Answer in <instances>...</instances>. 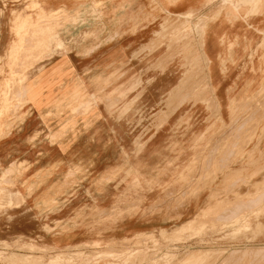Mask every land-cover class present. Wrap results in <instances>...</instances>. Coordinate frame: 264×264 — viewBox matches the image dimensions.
<instances>
[{
  "label": "rangeland",
  "instance_id": "374dc122",
  "mask_svg": "<svg viewBox=\"0 0 264 264\" xmlns=\"http://www.w3.org/2000/svg\"><path fill=\"white\" fill-rule=\"evenodd\" d=\"M99 1L0 0V264H264V182L256 184L264 179V156L245 155L250 148L264 153L258 150L264 149V84L239 107L220 112L205 56L194 61L187 83L205 85V103L192 96L181 103L174 87L184 71L182 43L170 31L183 20L149 0ZM78 6L85 13L75 26L65 28L66 14L43 17L45 10ZM222 6L207 2L193 12V25ZM47 21L65 29L32 40L33 28ZM163 23L166 36L155 37ZM138 31L142 38L131 37ZM122 48L127 56L118 55ZM70 54L84 58L86 81L56 92L61 69L48 70ZM111 55L115 62L107 65ZM108 117L120 130L107 125ZM118 135L126 136V149L113 144ZM220 149L240 155L220 169ZM240 159L242 167L234 168ZM37 180L63 181L55 183L56 197L42 200L50 210L61 196L81 193L72 224L94 234L65 248L26 235L17 210L27 211V198L43 190L39 183L28 187ZM80 209L88 212L76 215ZM189 252L201 256L186 259ZM234 252L251 258L230 260Z\"/></svg>",
  "mask_w": 264,
  "mask_h": 264
},
{
  "label": "crops",
  "instance_id": "0c3cea01",
  "mask_svg": "<svg viewBox=\"0 0 264 264\" xmlns=\"http://www.w3.org/2000/svg\"><path fill=\"white\" fill-rule=\"evenodd\" d=\"M149 1L158 4L167 14L172 15L171 12H173L183 20L180 26L172 28V31H170L172 36H175L174 38H176V40H174L175 44L178 45V43H182L180 46L181 50L179 51V49H177V54L181 56L180 62L184 71L178 85L174 87V91L179 93L177 96H180V98L182 97L181 103L191 96L196 98V100L205 103V101L200 98L202 92L200 89L205 85L198 88V85L195 84L193 88H190V85L187 84L192 76L191 71L195 66L193 64L194 61H202L205 56L209 60V69L206 76V78L208 77L210 79L211 83V90L209 92H213L214 97L217 96L220 104V112L224 111L226 108L230 109L231 112L232 105L235 104L234 108L239 107L238 105L243 101L245 94L260 92L262 85L264 84V0H221L223 8L214 13L210 19H204L201 17V19L197 23H194V25L192 23L194 17L193 12L198 11L202 6L207 4V2L213 0ZM99 2V0H91V4L96 3L100 5ZM75 13L76 15L78 13L80 14L79 18L81 21L83 19L82 16L85 13V6H78ZM148 27L149 26H142L141 29H147ZM167 29L168 26L166 23L161 24L160 29L155 32L154 36L164 38ZM195 33H197L196 35L200 39V41H196L199 48L198 50L194 49L192 44L193 40L191 39L193 36L192 34ZM131 37L140 39L143 37V33L138 31V33L131 34ZM129 43L133 44L134 41H129ZM117 51L119 52V56H127V49L122 48L117 49ZM71 55L73 54H70V56L67 55L66 58H63L58 64L48 70V72H50V70L57 66L61 69L60 72L55 74L56 78L59 80L61 79L58 88H56V92H59V90L62 89V84H69L73 87V84H75L77 80L80 83L82 80L86 81L81 66L84 58H78L76 54L75 56ZM114 60L115 57L112 56L107 57L104 62H106L107 65H110L115 62ZM183 60H185V62ZM61 65L64 67L61 68ZM91 67L92 69L100 68L98 64H92ZM186 84L187 87H185ZM134 87L135 86H132V88L127 89L125 92L122 91L120 95H126L127 92ZM183 88L185 89L184 92H189H182ZM196 88L198 89L196 90ZM92 93L96 94L94 92ZM169 96L170 98L173 96L175 97V93L170 91ZM100 100L101 99L98 96L99 103ZM33 111L38 113V110L36 109H33ZM162 113L164 117L170 115L164 111H162ZM98 121L101 120L98 119ZM44 124L45 122L43 121V118H40L39 125L43 126ZM110 124H113L120 130V123L115 122L113 118L108 117L107 125L109 126ZM160 125H162V123ZM115 142L118 146H122L123 149L128 147L126 144V136H123L122 138L119 135L118 137L115 136L113 138V144H115ZM109 146L113 147L111 144ZM239 150L240 149H226L223 151L220 149L219 157L222 156L219 159L220 169L228 164V160H230L229 162L231 164L233 160L232 157L240 155V153H238ZM256 150V148H250L245 155H248L249 157L253 155L264 156V153H256ZM258 150L263 151L264 149L258 148ZM238 162L240 163L234 165V168L236 169L242 167L243 159H240ZM263 174L264 172L262 175ZM137 178L138 181H140L141 174H139ZM57 182L63 181H30L28 187H32L33 184L39 183V185H36V188L43 190L37 195V197L32 195L27 198L28 202L30 201L31 206L27 211L17 210V219L25 221L23 227L26 229V233H28L26 235L39 237L40 241L44 240L43 244L51 248H65L84 241L88 237L87 234L89 231H85L81 226H74L75 224H72V222H74L72 219L75 216L73 213L77 211L81 204V193L75 192L68 197L66 195L61 196L58 200L60 199L62 201L51 210L47 209L44 201L42 202V200L48 199L58 192L55 189L61 187V185H55ZM260 182H264V179L258 178L256 184L258 185ZM69 193L70 192H68V194ZM256 199L252 198L250 202L251 207H254L257 202L255 201ZM95 204L98 208L100 207V210L103 209V206H100V204ZM80 212L86 214L88 211L87 209H84V211L83 209H80L76 215ZM18 225L20 224L18 223ZM47 225L54 229L50 231L47 230ZM69 225H71V228L68 231L64 229L65 227L69 228ZM93 234V231L90 230L89 235Z\"/></svg>",
  "mask_w": 264,
  "mask_h": 264
},
{
  "label": "bare ground",
  "instance_id": "6f19581e",
  "mask_svg": "<svg viewBox=\"0 0 264 264\" xmlns=\"http://www.w3.org/2000/svg\"><path fill=\"white\" fill-rule=\"evenodd\" d=\"M34 5H40V3H38V4H34ZM64 6V5H63ZM33 8V7H32ZM236 8V7H235ZM75 10V9H74ZM52 12H57V13H62V14H66V16H67V19H68V22L66 23V25H65V28H67V26H70V25H72V26H75L77 23H79V21H80V18H79V16H80V14L78 13L77 15H76V13H75V11H73V12H71V11H69L68 9H66V8H64V7H60V8H57V9H55V11L54 10H50V11H48V10H45V12H44V18L46 19V20H48L49 18H50V14L52 13ZM43 22H45L44 20H43ZM36 25V24H35ZM61 28V30H60V32L58 33V35L59 34H61L62 33V31L65 29H63L62 30V26H59L57 23H55V22H51V21H47L46 23H42V24H38L37 23V25L33 28V30H32V32H31V34H30V36L29 37H31L32 38V40L34 39V37H46V36H49V35H55V33H56V31H57V28ZM30 38V39H31ZM31 40V41H32ZM37 40V39H36ZM24 41H27V40H24ZM38 41V44H40V42H41V40H37ZM28 42V41H27ZM26 43V42H25ZM30 42H28V44H29ZM44 43V42H43ZM41 45V44H40ZM31 49V48H30ZM10 51L11 52H13L14 50H13V48H10ZM31 53H32V51H31ZM36 53V52H35ZM34 54V53H33ZM25 59V58H24ZM28 66V65H27ZM263 87V86H262ZM79 93L78 92H76L75 93V95H78ZM63 105V104H62ZM263 197H264V195H263ZM264 199V198H263ZM262 199V200H263ZM258 202L260 201L259 200V198H258V200H257ZM264 201V200H263ZM261 202H259V204H260ZM255 204H257V202L255 203ZM238 206H239V204H238ZM234 207V206H233ZM237 207V206H236ZM238 208V207H237ZM239 208H242V207H239ZM232 209V208H231ZM243 209V208H242ZM248 209V208H247ZM231 210H229L227 213H229ZM238 211V210H237ZM233 212H235V213H237L236 212V210L235 211H233ZM230 213H232V212H230ZM222 216V215H221ZM224 217V216H223ZM233 218L235 217L234 215L232 216ZM226 218V217H225ZM222 219V218H221ZM231 219V218H230ZM226 225V224H225ZM188 249V248H187ZM213 250V249H212ZM251 250H253L252 248H248L247 249V251H245L246 253L248 252V251H251ZM259 250H260V248H259ZM262 251H264L263 249H261ZM191 251V250H190ZM201 251V250H200ZM261 252V251H260ZM200 253V252H199ZM216 253V252H215ZM244 253V252H243ZM262 253V252H261ZM208 254V253H207ZM206 254V255H207ZM212 254H214V253H212ZM218 254V253H217ZM237 253H235L234 252V255H233V257H232V259L230 258V260H248V258L250 257V256H248V254H243L242 255V252H241V254L239 255V254H237ZM260 254V253H259ZM193 255H199V256H201L200 254H197L196 252H189L188 254H187V258L186 259H189V258H191ZM231 255V254H230ZM250 255V254H249ZM99 256V255H98ZM252 256V255H251ZM251 258V257H250ZM185 260V259H184ZM228 262H229V260H228Z\"/></svg>",
  "mask_w": 264,
  "mask_h": 264
}]
</instances>
